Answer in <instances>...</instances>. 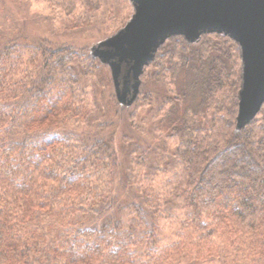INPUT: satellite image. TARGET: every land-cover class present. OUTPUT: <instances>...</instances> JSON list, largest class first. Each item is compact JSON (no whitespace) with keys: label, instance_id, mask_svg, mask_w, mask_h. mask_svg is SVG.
<instances>
[{"label":"trees","instance_id":"1","mask_svg":"<svg viewBox=\"0 0 264 264\" xmlns=\"http://www.w3.org/2000/svg\"><path fill=\"white\" fill-rule=\"evenodd\" d=\"M67 1L39 35L29 0H0V264H264V103L238 126L237 41L168 38L125 107L77 37L127 0Z\"/></svg>","mask_w":264,"mask_h":264},{"label":"water","instance_id":"2","mask_svg":"<svg viewBox=\"0 0 264 264\" xmlns=\"http://www.w3.org/2000/svg\"><path fill=\"white\" fill-rule=\"evenodd\" d=\"M131 1L136 13L111 41L113 49L97 52L106 64L116 68L114 75L117 85H122V98L138 83V75L157 48L168 38L182 34L167 35L172 28L185 29L186 39L194 42L200 32H222L240 41L242 47L246 44V50L241 51L244 67L238 126H245L257 115L264 103V0ZM124 63L127 76L132 74L133 79L120 82Z\"/></svg>","mask_w":264,"mask_h":264},{"label":"rangeland","instance_id":"3","mask_svg":"<svg viewBox=\"0 0 264 264\" xmlns=\"http://www.w3.org/2000/svg\"><path fill=\"white\" fill-rule=\"evenodd\" d=\"M25 1H27V0H23V2H25ZM29 1H30L29 5L24 3V5H23L24 8L12 7L14 15L16 14L20 18L21 23L26 25L25 30L28 27L29 33H32V34L34 33V34H39V35H47L48 30H47L46 25L48 23L46 22L45 17L48 16L52 10L58 12V15L60 13L63 14L64 13V7L63 8L60 7L57 10L56 8L49 6L48 3L46 4L45 0H29ZM65 1H67V0H65ZM109 1L112 2L113 0H109ZM72 4L76 6V1H73ZM79 5L81 6L80 9H82L84 7L81 0H80ZM104 9H106L105 17H106L107 13L112 15L111 17H107L106 25L102 24L101 29L98 32H96L94 35L87 34V35H82L81 37H77L78 42L81 43V45H83L84 47H87V49L89 50V52L91 53L92 56L98 57L101 60L102 64H106V63L102 60V58L99 57V55H97V52H99L100 49H102V48L104 50H107V49L112 50L113 46H111V41H113V39L117 35H119V33L125 28L127 23H129V21L133 18V15L136 13V7L131 0H127V2H122L120 7H114V8H113V3H111V5L105 6ZM77 11L78 10H74L73 12L77 13ZM27 13L29 15H39L40 18L32 19L31 17H29L27 15ZM113 13L116 14V16H117L116 19L114 18ZM129 14H131V15L129 18H127V16ZM24 19H27V20H24ZM22 20H24V21H22ZM54 26L56 27V29L59 28L58 18L54 19ZM174 28H172L173 30H171L167 35L174 34L175 32L182 33L180 35L183 37H185V35H187V32H185L186 31L185 29H183L181 27H174ZM52 29H53V27H52ZM183 30H185V31H183ZM59 32L62 33L61 39H64L63 29L62 28H61V30L59 29ZM208 33H222V32H205V33L200 32L199 35L202 36L203 34H208ZM222 34H225V33H222ZM225 35H228V34H225ZM200 36H198L195 41H199ZM190 42H194V41H190ZM237 43L239 45L240 52L242 51V53H243V51L246 50V44L244 43V47H242V43L240 41L239 42L237 41ZM243 58H244L243 55H241L242 71H243V67H244ZM127 69L128 68L125 65V63L122 64L121 72L119 75V79H121V82H124V80H131V78L133 79L132 74H130V76H127V74H128ZM102 71H103V77H105V79L107 81L111 80L113 88H111V86H109V91H112V89L114 90L118 104L120 103L121 106H125V107L133 105L137 96H138L139 91L141 90V74L138 75V78H137L138 83L134 87H131L126 92V95H125L126 98L125 97L122 98V94H123L121 91L122 85H120V86L117 85L118 81L114 75L116 68L112 65L110 66L109 64H107V68L103 69ZM242 86H243V79H242ZM242 86H241V89H242ZM116 139L117 140L119 139L118 136H116ZM162 226H163L162 227V234L167 237L169 232H170L169 228H168L169 226H167V224L165 222L162 224Z\"/></svg>","mask_w":264,"mask_h":264}]
</instances>
